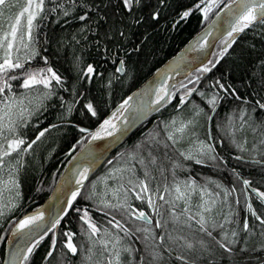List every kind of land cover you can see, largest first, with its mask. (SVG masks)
Instances as JSON below:
<instances>
[{"label": "snow or ice", "instance_id": "obj_1", "mask_svg": "<svg viewBox=\"0 0 264 264\" xmlns=\"http://www.w3.org/2000/svg\"><path fill=\"white\" fill-rule=\"evenodd\" d=\"M17 2L0 0V217L23 199L27 157L32 156L34 146L50 130L61 129V124L49 123L30 140L22 128L38 119L55 99L62 110L58 120L73 123L68 117L77 112L80 120L73 127L90 142L111 136L119 127L114 122L117 112H123L128 101L101 119V105L90 98L91 88L85 82L92 85L99 80L102 89H110L119 79L117 74L127 71L129 55H139L157 29H176L193 11L207 20L218 0H195L190 6H174L173 0H24L11 14ZM225 10L227 28L221 32L219 51L188 81L201 87L180 83L184 91L176 108L181 111L164 122V139H159L160 132H148L145 142L109 160L106 172L88 183L87 190L95 158L77 165L61 185L60 191L67 195L57 197L56 209L47 219L44 211L37 210L15 223L11 234L27 229L25 243L11 252L7 264H31L45 237L48 245L41 264H264V207L253 204L254 196L264 206V190L253 187L252 180L236 167L229 170V161L220 150L227 141L240 153L233 159L259 166L264 183V0H229L216 15ZM49 18L63 32L56 44L72 46L74 79L59 74L46 55L40 56L38 29ZM246 30L253 31V42L241 46L233 65L218 67L233 49L237 34ZM257 40L262 51L254 65L248 57L256 51ZM44 42H49L47 36ZM87 49L94 50V56L89 53L91 62L83 55ZM37 57L43 65L33 66ZM213 70L219 75L201 79ZM237 71L245 74L240 83L251 89L250 94L240 92L234 78ZM13 82L23 92L15 91ZM171 95L159 88L151 103L161 105ZM193 96L199 100L190 99ZM230 99L235 107L223 123L215 124L213 135L215 115ZM93 121L94 131L90 130ZM249 130L255 141L251 147L247 135L238 138ZM83 139L81 135L71 147ZM161 145L176 153L175 158L164 153L167 164L154 155ZM193 163L220 174L228 171L233 180L225 184L212 176L200 180L191 174L182 176ZM157 174L162 181H157ZM153 181H157L155 188ZM237 181L242 185L239 189ZM80 201L84 206L76 207ZM90 209L102 213L107 226L98 224ZM73 220L84 237L80 244L74 242Z\"/></svg>", "mask_w": 264, "mask_h": 264}, {"label": "trees", "instance_id": "obj_2", "mask_svg": "<svg viewBox=\"0 0 264 264\" xmlns=\"http://www.w3.org/2000/svg\"><path fill=\"white\" fill-rule=\"evenodd\" d=\"M195 0H173V5H183L190 6ZM229 3V0H218V3L213 7L212 11L208 14V19L205 20L203 15L198 11H193L191 16L181 23L176 29L162 28L157 29L153 33L148 41L145 44L144 48L139 55L130 54L127 71L122 75H119L118 80H114L110 89H102L100 86V81L96 80L92 85H88L85 82L86 88H91L90 98L94 99L96 103L101 105L100 118H106L111 114V112L120 105L127 96L137 88L145 79H147L157 68H159L167 59L172 57L191 37H193L197 32H199L209 21L216 15L217 12L223 8L224 4ZM171 11V9H169ZM52 18L45 20L38 29L39 35V50L40 56H47L49 65L54 68L59 74L74 79L75 72L73 71L71 64L72 57V46L71 44L65 45L64 48H60L56 44V39L63 35L61 25L52 23ZM65 30L67 26L64 25ZM49 38V42L45 43V37ZM253 42V31L246 30L244 33H239L237 36V41L233 45V49L229 50V54H226L222 58L218 67H226L233 65L235 61L236 54L241 50V46H246ZM221 41L217 44L214 53L219 51V46ZM262 51L259 41L256 42V51L252 52L251 56L248 57L249 60L255 65L257 61L254 59ZM77 52L79 49L77 48ZM93 53L94 50L87 49L83 53L85 59L91 62L93 56H90L89 53ZM210 59H213V55ZM36 64L43 65V60L40 57L36 58V61L33 62V66ZM247 67V65H245ZM258 70V67H257ZM113 71V69H109ZM107 75V73H106ZM199 75L197 70L185 78L182 82L188 87H201L200 85L188 84V81L192 79V76ZM219 75L216 70H213L210 73L203 74L201 79H204V76H207L211 79L212 76ZM245 74L242 71H237L234 73V78L236 80L237 86L240 89L241 93L245 95L250 94L251 89L246 88L244 84L240 83V79L244 78ZM14 83V90L17 92H23V89L18 87L17 82ZM180 83L175 87V90H172L171 98L166 101V103L151 117H149L144 123H142L132 134H130L126 140L110 155V157L89 177V181L85 184V190H87V184L92 180H96L98 177L102 176L108 166L109 160H114L117 157V153H122L126 150H131L137 144V142H145V138L148 132L155 134L160 132L161 135L159 139L163 140L164 135V122H167L174 115L180 113V109L176 108V105L179 100V95L184 90L180 88ZM207 83V81H205ZM67 96V94H65ZM190 99L199 100L198 97H191ZM183 107V106H182ZM235 107V103L226 102L218 109V114L215 115V120L212 122V131L213 135H216L215 124L217 122L223 123L226 119V113L230 112L231 109ZM62 110L59 105L56 103V100L51 101V105L48 107V110L43 112L38 119L33 118L26 128H22L21 132L26 135L30 140L33 139L38 131L42 128L47 127L49 123H58L61 124V129L50 130L46 135L37 142V145L34 146L32 156L27 157L29 168L25 174V183L23 185V199L20 202L19 206L15 208L5 219L0 223V236H3L4 239H0V264L2 263L3 253H4V243L5 238L10 230V228L25 214L37 209L49 196L52 191L62 169L69 161V153L73 151V154L76 153L83 144L88 140V137L85 134H82L78 129L73 127V123L77 120H80L79 114L73 112L71 116L68 117L69 122H61L58 120V115ZM184 112H187V109H184ZM84 124H88V121H83ZM96 122L93 121L91 124L90 130H95ZM203 131V129L201 130ZM81 135H84V139L81 144H78L75 148L71 146L76 144L80 140ZM247 135L248 137V147H251V144L255 142L253 140L254 134L249 130L246 133L238 134L239 136ZM71 149V150H70ZM227 149V150H225ZM222 154L229 161V170L231 167H236L241 175L245 178H249L253 182V187H260L261 190H264V183H261V169L259 166H251L244 162H237L233 159L234 156L240 155L238 151L231 148L228 145V142H224V148L220 149ZM167 152V155L175 158L176 153L171 149H164L161 145L159 151H155L154 155L160 157V159L167 164L168 161L164 156V153ZM199 173V175H197ZM191 174L200 180L204 176H212L215 179L223 181L225 184H228L233 180V177L229 175V172L226 171L223 174L217 173L216 171L200 166L191 164V169L187 173H181V175ZM171 177L169 176V180ZM157 181H162V177L157 174ZM153 181L152 187L155 188L156 182ZM236 187L239 189L242 185L237 181ZM39 189V191H37ZM139 203L138 201L136 202ZM253 204L258 209L264 206H261L253 198ZM84 202L80 201L76 204V207H83ZM242 207V206H241ZM146 209V208H145ZM93 215V218L102 226H107L106 218L100 212H96L94 209H90ZM243 215V213H242ZM119 218V217H117ZM68 219H72V216H69ZM8 221H11L9 223ZM64 228H68L67 221H64ZM72 230L77 233V236L74 237V242L80 244L84 242V237L79 235V225L73 220ZM48 245V237H45L43 241L40 242L37 250L33 253L31 259V264H41V257L45 252V249ZM137 246L139 243L137 242ZM78 259V258H77Z\"/></svg>", "mask_w": 264, "mask_h": 264}, {"label": "water", "instance_id": "obj_3", "mask_svg": "<svg viewBox=\"0 0 264 264\" xmlns=\"http://www.w3.org/2000/svg\"><path fill=\"white\" fill-rule=\"evenodd\" d=\"M226 15L227 10L220 12L219 16L215 15L207 25L191 37L172 57L167 59L127 96L124 101H128V106L122 112V117L127 118L124 122L117 124L119 127L116 132L111 136L102 135L100 139L95 141L90 142L87 140L74 154L73 151H71L69 153L70 159L62 169L49 196L37 209L25 215L41 210L45 212L47 219V214L56 209L57 197H61L62 199L67 195V192L62 193L60 188L63 181L73 175V169L77 165L92 163L93 158H95L94 166L89 172L90 177L130 134L166 103L168 99H165L161 105L151 103L152 100L156 99L157 89L166 88L171 92L173 90V85L176 87L190 74L199 69L201 64H207L217 44L221 41L222 30L227 28ZM201 45H203V47H201ZM122 74L123 73H119V75ZM129 97H131V99H129ZM124 101L120 105H122ZM120 105H118L111 114L116 112ZM89 144H91L90 148L88 147ZM74 184L75 181L72 180V185ZM13 226L10 228L5 238L1 264H7L11 259V252L18 247H22L25 243L23 233L26 232L27 229L20 230L13 236L11 234Z\"/></svg>", "mask_w": 264, "mask_h": 264}, {"label": "rangeland", "instance_id": "obj_4", "mask_svg": "<svg viewBox=\"0 0 264 264\" xmlns=\"http://www.w3.org/2000/svg\"><path fill=\"white\" fill-rule=\"evenodd\" d=\"M24 3V0H18V2L16 3V7L11 9V14H14L16 11H18L19 9V5ZM122 119V112H118L117 113V117L115 118L114 122L116 124L120 123ZM7 196V193L5 194ZM9 213H6L4 217H0V223H2V221L5 219L6 216H8Z\"/></svg>", "mask_w": 264, "mask_h": 264}, {"label": "bare ground", "instance_id": "obj_5", "mask_svg": "<svg viewBox=\"0 0 264 264\" xmlns=\"http://www.w3.org/2000/svg\"><path fill=\"white\" fill-rule=\"evenodd\" d=\"M157 69H158V68H157ZM157 69H156V70H157ZM171 93H172V92H171ZM126 118H127V117H124V118L122 117L120 123L124 122V121L126 120Z\"/></svg>", "mask_w": 264, "mask_h": 264}, {"label": "flooded vegetation", "instance_id": "obj_6", "mask_svg": "<svg viewBox=\"0 0 264 264\" xmlns=\"http://www.w3.org/2000/svg\"><path fill=\"white\" fill-rule=\"evenodd\" d=\"M253 198H254V196H253ZM255 199V198H254ZM257 202H259L258 200H256ZM260 203V202H259ZM146 211H148L149 213H151V209H145Z\"/></svg>", "mask_w": 264, "mask_h": 264}]
</instances>
